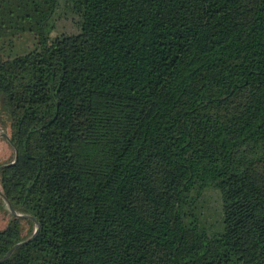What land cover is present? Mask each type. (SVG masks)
Here are the masks:
<instances>
[{"label": "trees", "instance_id": "16d2710c", "mask_svg": "<svg viewBox=\"0 0 264 264\" xmlns=\"http://www.w3.org/2000/svg\"><path fill=\"white\" fill-rule=\"evenodd\" d=\"M0 115V264H264V0H0Z\"/></svg>", "mask_w": 264, "mask_h": 264}, {"label": "rangeland", "instance_id": "374dc122", "mask_svg": "<svg viewBox=\"0 0 264 264\" xmlns=\"http://www.w3.org/2000/svg\"><path fill=\"white\" fill-rule=\"evenodd\" d=\"M64 29L71 31L73 30V25L68 20L56 21ZM33 47V37L29 32H25L22 36L15 37L11 44L9 45V53H25ZM5 118L0 115V163L10 161L13 156V151L8 144L7 139L3 138L2 133L8 134L9 126L8 123L2 124ZM8 136V135H7ZM9 219V215L5 212L0 211V229H2ZM26 232V230L24 231Z\"/></svg>", "mask_w": 264, "mask_h": 264}, {"label": "water", "instance_id": "95a60500", "mask_svg": "<svg viewBox=\"0 0 264 264\" xmlns=\"http://www.w3.org/2000/svg\"><path fill=\"white\" fill-rule=\"evenodd\" d=\"M2 135H3L6 139H8V136H7L6 133H2ZM16 158H17V153H16V151H15V158H14V160H13L12 162H10L9 164L14 163V162L16 161ZM12 213H13V214H16L13 210H12ZM16 215H17V216H22V215H20V214H16ZM26 217H27V216H26ZM38 228H39V225H38V223H36V228H35L33 234H32L30 237H28L27 239H25V240H23V241H21V242H18V243H16V244H14V245H13V246H12L7 252H6V254H5L3 257L0 258V263H1L2 261H4L5 259H7V258L9 257V255L12 253V251H13L16 247H18V246H20V245H22V244H24V243H27L28 241L32 240V239L36 236V234H37V232H38Z\"/></svg>", "mask_w": 264, "mask_h": 264}]
</instances>
